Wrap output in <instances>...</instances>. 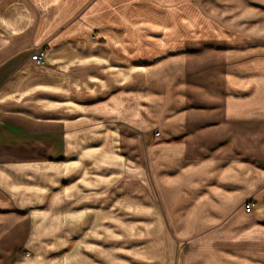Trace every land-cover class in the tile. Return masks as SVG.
I'll return each instance as SVG.
<instances>
[{
    "label": "crops",
    "instance_id": "1",
    "mask_svg": "<svg viewBox=\"0 0 264 264\" xmlns=\"http://www.w3.org/2000/svg\"><path fill=\"white\" fill-rule=\"evenodd\" d=\"M163 1L0 0V264H264V63Z\"/></svg>",
    "mask_w": 264,
    "mask_h": 264
},
{
    "label": "rangeland",
    "instance_id": "2",
    "mask_svg": "<svg viewBox=\"0 0 264 264\" xmlns=\"http://www.w3.org/2000/svg\"><path fill=\"white\" fill-rule=\"evenodd\" d=\"M94 0H90L92 2ZM154 3V0H149ZM173 0L163 1L164 8L180 2L182 8L187 4L196 7L197 20H187L185 10H180L181 20L178 27H170L167 31H174L180 36L173 46H165L163 51L153 52L146 60V67L154 65L159 60L182 58L189 55H201L205 52L222 51L234 52L231 58L233 65L254 63V60L264 63V0ZM181 8V9H182ZM195 13V12H194ZM186 16H185V15ZM133 25L140 29L141 17L133 14ZM116 27H120L116 24ZM215 27V28H213ZM93 38L100 36L98 26L89 31ZM140 32V31H139ZM147 31L142 30L140 33ZM152 45L155 41L151 40ZM149 47L148 49H151ZM35 52V51H34ZM175 58V59H176ZM185 58V57H184ZM179 245V244H178ZM180 244L177 251L179 250ZM25 255H27L25 253Z\"/></svg>",
    "mask_w": 264,
    "mask_h": 264
},
{
    "label": "built area",
    "instance_id": "3",
    "mask_svg": "<svg viewBox=\"0 0 264 264\" xmlns=\"http://www.w3.org/2000/svg\"><path fill=\"white\" fill-rule=\"evenodd\" d=\"M43 59H44V50L42 49L35 50V52L31 55V60L36 62L37 64H43L44 63ZM251 207H252V202H248L245 205V211L249 212Z\"/></svg>",
    "mask_w": 264,
    "mask_h": 264
}]
</instances>
